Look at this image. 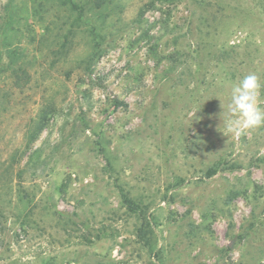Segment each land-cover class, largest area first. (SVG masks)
<instances>
[{"label":"rangeland","instance_id":"1","mask_svg":"<svg viewBox=\"0 0 264 264\" xmlns=\"http://www.w3.org/2000/svg\"><path fill=\"white\" fill-rule=\"evenodd\" d=\"M253 72L264 0H0V264H264Z\"/></svg>","mask_w":264,"mask_h":264},{"label":"clouds","instance_id":"2","mask_svg":"<svg viewBox=\"0 0 264 264\" xmlns=\"http://www.w3.org/2000/svg\"><path fill=\"white\" fill-rule=\"evenodd\" d=\"M260 78L256 73L244 75L231 85L229 103L220 102V122L225 130L233 135H242L246 131L264 126V100L260 98Z\"/></svg>","mask_w":264,"mask_h":264},{"label":"trees","instance_id":"3","mask_svg":"<svg viewBox=\"0 0 264 264\" xmlns=\"http://www.w3.org/2000/svg\"><path fill=\"white\" fill-rule=\"evenodd\" d=\"M19 70V68L17 69ZM14 73V76H15V79H16V86L18 87H21L20 85V80L22 79L21 75H27V72L26 71H22L21 74H17V72H13Z\"/></svg>","mask_w":264,"mask_h":264}]
</instances>
